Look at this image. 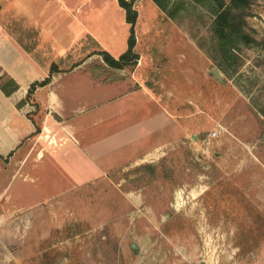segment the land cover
Here are the masks:
<instances>
[{"label": "rangeland", "instance_id": "obj_1", "mask_svg": "<svg viewBox=\"0 0 264 264\" xmlns=\"http://www.w3.org/2000/svg\"><path fill=\"white\" fill-rule=\"evenodd\" d=\"M172 1V18L141 8L135 30L144 73L175 115L174 145L155 162L91 179L95 164L77 173L71 156L0 160V264H264V0H249L246 31L255 43L240 45L229 66L212 45L213 0ZM127 35L119 28L114 47ZM9 52L0 48L3 154L33 130L5 94ZM19 54L31 73L36 55ZM35 119L42 137L33 145L53 151L45 119Z\"/></svg>", "mask_w": 264, "mask_h": 264}, {"label": "crops", "instance_id": "obj_2", "mask_svg": "<svg viewBox=\"0 0 264 264\" xmlns=\"http://www.w3.org/2000/svg\"><path fill=\"white\" fill-rule=\"evenodd\" d=\"M11 2L7 19L2 13L8 1L0 0V48L13 51L8 56L9 73L24 90L32 81L45 77L49 81L33 89L31 99L36 110L28 117L20 115L28 119L33 130L17 147L5 154L0 150L3 156L11 152L6 161L10 157L28 160L33 153L39 163L46 154L62 159L71 156L77 173L81 163L95 164L92 174L86 177L91 179L119 166L155 162L164 153V147L174 145L175 115L161 103L154 77L148 71L144 73L148 65L135 30L141 8L152 4L159 9L152 0L133 2L137 14L133 51L138 57L132 65L119 68L107 65L101 55L105 51L117 58L127 47V37L120 47H114L113 43L119 28L129 29L124 9L117 0ZM36 8L39 11L33 12ZM84 36L85 44L81 43ZM26 48L33 51V57L36 55L33 75L22 70L23 64L28 63L19 52ZM157 85L160 88V82ZM170 94L167 89L166 97ZM39 115L42 121L45 119L41 124L46 132L44 139L51 137L57 143L53 151H45L44 147L37 152V143L33 145L41 142L42 135L35 136L39 128L35 116ZM9 177L16 178V172Z\"/></svg>", "mask_w": 264, "mask_h": 264}, {"label": "trees", "instance_id": "obj_3", "mask_svg": "<svg viewBox=\"0 0 264 264\" xmlns=\"http://www.w3.org/2000/svg\"><path fill=\"white\" fill-rule=\"evenodd\" d=\"M153 3L168 17H173L179 7L172 0H152ZM119 6L124 9L125 20L129 25L126 50L117 58L112 57L107 52H101L104 62L115 68L125 65H132L137 59V54L133 51L135 45L134 23L136 11L133 8L134 0H117ZM249 5V0H213L211 10L213 19L211 23L212 45L218 52L221 63L231 65L235 61L236 51L240 45H251L255 39L246 31L245 9ZM220 65V64H219ZM49 81V77L42 80L32 81L26 90L19 87L13 78H9L8 83L12 87L5 90L11 104L15 106L20 115L28 117L36 110V106L31 99V94L36 85H43ZM11 154L5 156L0 154V160L6 161Z\"/></svg>", "mask_w": 264, "mask_h": 264}, {"label": "water", "instance_id": "obj_4", "mask_svg": "<svg viewBox=\"0 0 264 264\" xmlns=\"http://www.w3.org/2000/svg\"><path fill=\"white\" fill-rule=\"evenodd\" d=\"M211 73L214 74L219 80H221V75L216 69H211Z\"/></svg>", "mask_w": 264, "mask_h": 264}, {"label": "built area", "instance_id": "obj_5", "mask_svg": "<svg viewBox=\"0 0 264 264\" xmlns=\"http://www.w3.org/2000/svg\"><path fill=\"white\" fill-rule=\"evenodd\" d=\"M215 135H216V131L214 130L211 132V136H215Z\"/></svg>", "mask_w": 264, "mask_h": 264}]
</instances>
